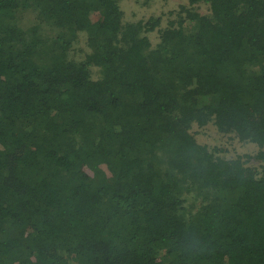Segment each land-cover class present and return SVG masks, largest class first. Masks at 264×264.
<instances>
[{
  "label": "trees",
  "instance_id": "1",
  "mask_svg": "<svg viewBox=\"0 0 264 264\" xmlns=\"http://www.w3.org/2000/svg\"><path fill=\"white\" fill-rule=\"evenodd\" d=\"M121 1L0 0V264H264V0Z\"/></svg>",
  "mask_w": 264,
  "mask_h": 264
},
{
  "label": "rangeland",
  "instance_id": "2",
  "mask_svg": "<svg viewBox=\"0 0 264 264\" xmlns=\"http://www.w3.org/2000/svg\"><path fill=\"white\" fill-rule=\"evenodd\" d=\"M184 2L185 0H122L120 7L127 19L136 21L141 18L147 20L150 16L158 17L161 14H167L169 11L176 8L177 5ZM201 11L204 12L202 8ZM152 38L155 37L153 36ZM197 140L199 143L209 146L216 144V142L222 146L229 145L227 140L220 139L211 128L203 129L201 133H198ZM248 151L250 152L249 154H253L256 151V147L254 148L253 146ZM237 153L246 154V149L236 147L231 155Z\"/></svg>",
  "mask_w": 264,
  "mask_h": 264
}]
</instances>
